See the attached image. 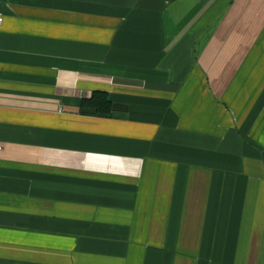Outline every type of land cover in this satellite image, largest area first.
<instances>
[{
  "label": "crops",
  "instance_id": "crops-1",
  "mask_svg": "<svg viewBox=\"0 0 264 264\" xmlns=\"http://www.w3.org/2000/svg\"><path fill=\"white\" fill-rule=\"evenodd\" d=\"M0 10V264H264V0Z\"/></svg>",
  "mask_w": 264,
  "mask_h": 264
},
{
  "label": "trees",
  "instance_id": "trees-1",
  "mask_svg": "<svg viewBox=\"0 0 264 264\" xmlns=\"http://www.w3.org/2000/svg\"><path fill=\"white\" fill-rule=\"evenodd\" d=\"M83 106L86 112L101 116L110 115L113 110V103L104 91H95L91 98L83 101Z\"/></svg>",
  "mask_w": 264,
  "mask_h": 264
},
{
  "label": "built area",
  "instance_id": "built-area-1",
  "mask_svg": "<svg viewBox=\"0 0 264 264\" xmlns=\"http://www.w3.org/2000/svg\"><path fill=\"white\" fill-rule=\"evenodd\" d=\"M3 20H4V15L2 11L0 10V25L3 23ZM0 149H1V146H0Z\"/></svg>",
  "mask_w": 264,
  "mask_h": 264
}]
</instances>
